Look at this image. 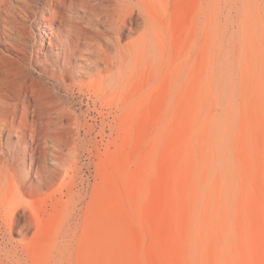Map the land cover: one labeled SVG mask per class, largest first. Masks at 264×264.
<instances>
[{
	"label": "rangeland",
	"instance_id": "obj_1",
	"mask_svg": "<svg viewBox=\"0 0 264 264\" xmlns=\"http://www.w3.org/2000/svg\"><path fill=\"white\" fill-rule=\"evenodd\" d=\"M150 13L152 49L128 69L122 109L61 90L76 118L58 137L64 162L46 185L0 186L19 208L13 231L0 219V264H264V0ZM10 73L8 92L42 91Z\"/></svg>",
	"mask_w": 264,
	"mask_h": 264
},
{
	"label": "bare ground",
	"instance_id": "obj_2",
	"mask_svg": "<svg viewBox=\"0 0 264 264\" xmlns=\"http://www.w3.org/2000/svg\"><path fill=\"white\" fill-rule=\"evenodd\" d=\"M163 1L47 0L42 8L40 0H0V186L22 193L34 178L39 186L46 185L54 172L50 164L59 168L64 162L58 137L76 118L61 102V90L70 93L79 87L101 103L113 97L122 109L128 69L138 63L140 49L151 50L154 42L151 6ZM38 11L42 19L35 32ZM33 39L41 45L50 40L51 55L41 50L30 54ZM10 67L14 76L30 79L43 92L36 87L8 92L1 75L9 77ZM46 78L47 83L41 82ZM104 110L106 122L109 113ZM74 132L81 134L80 129ZM7 198V192L0 194V219L10 221L13 231L19 208Z\"/></svg>",
	"mask_w": 264,
	"mask_h": 264
}]
</instances>
